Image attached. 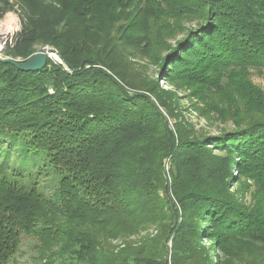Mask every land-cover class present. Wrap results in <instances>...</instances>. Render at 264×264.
<instances>
[{"label":"trees","instance_id":"1","mask_svg":"<svg viewBox=\"0 0 264 264\" xmlns=\"http://www.w3.org/2000/svg\"><path fill=\"white\" fill-rule=\"evenodd\" d=\"M14 4L6 55L60 61L0 62V264L22 234L43 264H264V0H0V17ZM144 57L158 77L137 76ZM179 90L234 128L197 135Z\"/></svg>","mask_w":264,"mask_h":264},{"label":"rangeland","instance_id":"2","mask_svg":"<svg viewBox=\"0 0 264 264\" xmlns=\"http://www.w3.org/2000/svg\"><path fill=\"white\" fill-rule=\"evenodd\" d=\"M19 7L18 5L14 4L13 9L5 12L0 17V33L5 32L7 38H12V45L9 47H6V52L8 49L12 48L17 40L18 33L21 29L20 27V21H19ZM11 20V21H10ZM195 23L193 22H186L185 26H192ZM17 31V32H16ZM16 34V35H15ZM15 35V36H14ZM171 37L167 39V42L173 43L175 39L180 38L182 33H178L176 35L170 34ZM41 46H36V50L40 48ZM163 55L165 52H161ZM57 55V53H56ZM5 56L6 55L5 53ZM10 57V56H8ZM21 60L20 58H17ZM57 60H59V57L57 55ZM60 61V60H59ZM134 68V71L138 72V75L144 76V77H158L157 70L158 67L153 65L149 62L148 58H140L138 61L132 66ZM133 70L132 72L135 73ZM250 77L252 81L261 87V89L264 91V70L258 71L257 69L250 68ZM160 85L164 87L165 89L174 90L175 88L173 86H169L168 84H165V82L160 81ZM187 91L179 90L178 94L181 97L180 104L182 107L181 114L182 116L186 118L189 124L193 126V130L197 135H216L220 131L232 129L234 128V124L232 120H226L224 122L218 120V119H206L201 113L200 110L203 108V104L200 102H197L198 100H195L194 98H188L186 96ZM195 107H197L195 109ZM202 116H201V115ZM172 122V121H171ZM171 125V123H170ZM4 147V146H2ZM19 147L18 144H14V148ZM5 157L4 152H0V161H2ZM22 156L20 154H16L14 152H8V157L5 160L6 164L10 166L9 169H5L7 173H10L12 169H20V171H25L24 165L21 164ZM25 173V172H23ZM36 173V171H35ZM164 175L166 178V181L168 184L171 183V173H170V163L168 160L164 161ZM39 179V184H43V190L44 192L49 195L53 194V192L56 190L55 183L58 181L57 177L50 172H46L42 176L37 177ZM25 182V180H23ZM47 186V187H46ZM58 188V187H57ZM244 189L239 188V184H234L232 187V190H236V193L239 195L242 193ZM244 200L249 201L250 199V189L248 191H244L243 193ZM148 233L151 235L155 234V230L153 228H150L148 230ZM141 234H144L142 232ZM134 237H132L133 239ZM113 243L119 244V240H114ZM42 242L36 238V236H30L26 234L21 235L20 244L18 247V250L16 253H14L11 258L9 259L7 264H43L47 261V255L49 254L48 249L42 248ZM212 257L214 258V254H212Z\"/></svg>","mask_w":264,"mask_h":264},{"label":"water","instance_id":"3","mask_svg":"<svg viewBox=\"0 0 264 264\" xmlns=\"http://www.w3.org/2000/svg\"><path fill=\"white\" fill-rule=\"evenodd\" d=\"M56 53L55 48L43 46L23 60L0 56V62L9 63L22 71H38L41 70L46 65L47 60L51 59V56H53V54L56 55Z\"/></svg>","mask_w":264,"mask_h":264},{"label":"built area","instance_id":"4","mask_svg":"<svg viewBox=\"0 0 264 264\" xmlns=\"http://www.w3.org/2000/svg\"><path fill=\"white\" fill-rule=\"evenodd\" d=\"M12 39H13V37L12 38H7L5 32L0 33V56L8 57V56H5V52L4 51H5L6 47H9V46L12 45ZM51 59H54V58L52 57ZM54 60H57V59H54Z\"/></svg>","mask_w":264,"mask_h":264},{"label":"bare ground","instance_id":"5","mask_svg":"<svg viewBox=\"0 0 264 264\" xmlns=\"http://www.w3.org/2000/svg\"><path fill=\"white\" fill-rule=\"evenodd\" d=\"M10 21H11V20H10ZM0 27H2V26H0ZM52 57H53V58H56L57 56L53 54V56H52Z\"/></svg>","mask_w":264,"mask_h":264}]
</instances>
